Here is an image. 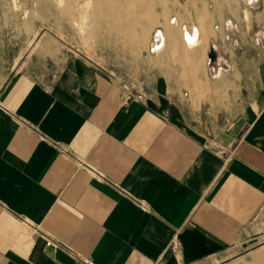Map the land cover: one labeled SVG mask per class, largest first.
Listing matches in <instances>:
<instances>
[{
    "label": "crops",
    "instance_id": "crops-1",
    "mask_svg": "<svg viewBox=\"0 0 264 264\" xmlns=\"http://www.w3.org/2000/svg\"><path fill=\"white\" fill-rule=\"evenodd\" d=\"M252 42L187 92L160 75L132 93L78 56L15 74L0 92V264H227L261 244Z\"/></svg>",
    "mask_w": 264,
    "mask_h": 264
},
{
    "label": "rangeland",
    "instance_id": "rangeland-1",
    "mask_svg": "<svg viewBox=\"0 0 264 264\" xmlns=\"http://www.w3.org/2000/svg\"><path fill=\"white\" fill-rule=\"evenodd\" d=\"M91 1L0 0V92L15 74L43 75L70 56L105 70L132 93L160 75L175 90L187 92L198 87L196 81L218 57L231 65L228 57L241 58L252 49V40L264 47V0H199L207 14L203 26L193 0H165L156 5L158 22L138 41L112 32L96 18V3ZM167 30L176 33L177 47L165 43ZM188 118L194 128L205 130L201 118ZM262 250L264 241L227 264H264V259L252 261Z\"/></svg>",
    "mask_w": 264,
    "mask_h": 264
},
{
    "label": "bare ground",
    "instance_id": "bare-ground-1",
    "mask_svg": "<svg viewBox=\"0 0 264 264\" xmlns=\"http://www.w3.org/2000/svg\"><path fill=\"white\" fill-rule=\"evenodd\" d=\"M94 1L96 3L95 6L97 8L95 13L96 18L102 21L103 23H106L112 32L113 31L116 32L117 36L119 33H121L123 35H126V38L129 36L131 39H133V41L134 40L138 41L141 38L142 39L147 38L148 29H150L151 26L155 25L158 22L157 14H156V5L165 4L166 2L165 0H94ZM87 4L89 5V3ZM175 4L177 3L175 2ZM193 6L195 9H197L200 12L198 13V18L200 19L201 24L203 26V24L207 21V14L202 13L204 8L203 3H200L199 0H193ZM163 19L164 18L162 17V20ZM123 35L121 37H123ZM175 36L176 33L174 31L167 30V33H165L164 35L165 43L167 42L168 47H172L171 44H175L176 45L175 47H177L178 42L175 41ZM198 37H200L199 30H198ZM200 41L201 39H199V42ZM166 50H164L163 52H165ZM213 55L214 52L212 51L209 57L213 59ZM263 251L264 250L260 251L261 253L253 255L252 261L256 262L259 261V259H264Z\"/></svg>",
    "mask_w": 264,
    "mask_h": 264
},
{
    "label": "built area",
    "instance_id": "built-area-1",
    "mask_svg": "<svg viewBox=\"0 0 264 264\" xmlns=\"http://www.w3.org/2000/svg\"><path fill=\"white\" fill-rule=\"evenodd\" d=\"M187 42H188V41H187ZM47 245H48V246H51V245H52V242H48ZM83 263H84V264H93V263H92L91 261H89V260H84Z\"/></svg>",
    "mask_w": 264,
    "mask_h": 264
}]
</instances>
